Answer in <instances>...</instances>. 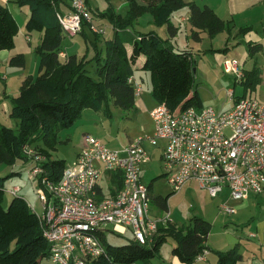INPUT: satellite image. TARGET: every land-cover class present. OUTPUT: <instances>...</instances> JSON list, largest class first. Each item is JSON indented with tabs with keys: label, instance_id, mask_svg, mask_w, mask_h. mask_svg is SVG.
<instances>
[{
	"label": "trees",
	"instance_id": "1",
	"mask_svg": "<svg viewBox=\"0 0 264 264\" xmlns=\"http://www.w3.org/2000/svg\"><path fill=\"white\" fill-rule=\"evenodd\" d=\"M17 1L21 6L30 8L27 31L43 33L40 44L35 48L40 60V73L36 77L29 75L23 81L20 93L11 98L10 118L17 121V129L0 121V164L13 166L19 160H29L24 147L31 146L41 132L47 146L31 147L46 155L48 160L43 163L45 175L54 181L61 179L67 164L64 159L53 158L50 151L57 144L60 130L72 127L85 109L108 111L110 100L124 109L135 106L134 86L129 78L134 75V65L140 56L146 57L142 69L150 73L152 95L157 103L166 104L173 112L189 107H204L196 89V60L191 52H176L167 45V40L153 31L142 33L136 39L122 34L134 25L139 16L150 12L156 22L167 25L174 36L178 29L172 24L171 18L187 5L194 39H201V30L208 31L210 36L230 31V21L220 18L208 6L202 8L194 2L186 4L183 0H143V4L127 0L125 14L113 10L97 13L101 18L109 19L114 28L113 37L105 39L103 56V48L98 47L104 33L94 32L89 23H83L80 33L88 38L87 30L93 32L92 41L97 50V64L92 73L88 65L93 59H88L86 55L60 56L65 30L58 13L62 12L61 6L65 0ZM84 1L93 14L94 9L89 0ZM18 32L19 26L14 15L8 6L0 3V51L15 46ZM131 41L132 52L129 54L126 44ZM250 51L255 54L264 51V47L260 43L252 44ZM9 63L17 67L25 66L24 54L12 56ZM240 82L245 91L256 90L261 83V70L254 68L247 71ZM242 97H246V94L235 97V100ZM7 178L0 176V264H41L43 259L50 258L51 244L44 236L39 214L24 197L17 194L7 208L4 206ZM114 182L117 188L122 187L123 177L120 173H114ZM153 182L149 185L151 189ZM174 193L166 197L158 196V205L168 211V200ZM211 227V223L200 216L192 217L187 226H178L169 221L160 224L154 240L146 244L133 238L128 244L114 245L108 243L104 234H101L106 251L86 264L150 262L160 253V246L168 237L175 241L173 256L183 264H195L196 257L204 249H210L207 242ZM215 252L217 264H239L243 258L239 244L230 250Z\"/></svg>",
	"mask_w": 264,
	"mask_h": 264
},
{
	"label": "built area",
	"instance_id": "2",
	"mask_svg": "<svg viewBox=\"0 0 264 264\" xmlns=\"http://www.w3.org/2000/svg\"><path fill=\"white\" fill-rule=\"evenodd\" d=\"M71 7L68 13H58L68 35L80 33L84 22L94 32H106L93 23L84 0H72ZM60 56L67 54L61 51ZM223 66L226 72L243 79L245 72L237 59L226 58ZM129 82L135 96H141L142 86L134 75ZM230 97L234 105L227 110L204 106L200 111L189 107L173 112L166 104L157 103L150 112L155 125L153 135L140 136L121 149H112L85 134L82 149L72 163L66 164L59 181L45 175L46 155L26 145L24 150L35 163L30 174L40 177L44 186L40 195L44 212L38 214L44 236L51 244L50 259L57 264H86L105 253L101 234L108 225L121 233L131 229L133 238L146 244L154 240L160 224L172 221L169 210L164 215H151L150 188L141 177L142 165L153 156L149 148L159 147V139L166 141L161 159L175 191L195 181L212 197L226 190L234 200L262 193L264 103L247 96L235 100L234 90H229L227 100ZM114 173L122 175L123 185L109 187L114 192L110 190L106 195L101 180ZM20 190L15 186L9 192L17 195ZM220 208L228 214L236 212L227 204ZM208 253L204 249L196 258L205 259Z\"/></svg>",
	"mask_w": 264,
	"mask_h": 264
},
{
	"label": "rangeland",
	"instance_id": "3",
	"mask_svg": "<svg viewBox=\"0 0 264 264\" xmlns=\"http://www.w3.org/2000/svg\"><path fill=\"white\" fill-rule=\"evenodd\" d=\"M89 4L93 10V23L97 27H103L106 32L102 34L99 47L103 48L102 56L104 55L105 39L112 36L114 28L109 19L101 18L97 13L113 10L116 13H125L127 6L125 0H89ZM64 11L63 6H61ZM162 24H158L155 17L150 12L139 16L133 26L125 30L122 34L141 35L150 31H157L162 37ZM165 26V25H164ZM190 24H182L181 31L183 36L178 39V43L174 42V50L179 51V47L183 48L185 42V33ZM164 29V28H163ZM166 29V27H165ZM38 35L40 32H33ZM88 38L82 33L74 36L68 35L65 32L62 49L67 56L77 54L81 57L87 56L88 59H93L88 68L94 73L97 61L95 59L97 50L93 32L87 30ZM24 35V32L21 33ZM21 39H23V37ZM34 42L35 39H34ZM212 40L206 38L201 48H210ZM27 43V42H26ZM250 44L252 41L242 39L240 43L236 40L229 46V58H235L240 62V68L249 70L257 64L264 68V53L256 52L253 56L249 53ZM213 47L218 48L217 41H213ZM219 52H210L207 54L199 53L196 55V62L199 68H196V89L200 92L202 102L205 106H211L214 109L227 110L234 105L233 97L227 100L229 90H234L235 96L253 97L264 103V79L256 87V90H247L242 83L239 82L237 74L234 72H226L224 66L220 64L218 59ZM197 66V65H196ZM37 73H35L36 75ZM136 80L142 86V95L136 100H143L145 106L136 105L131 109H124L117 106L113 100L109 101V110H94L91 108L85 109L81 117L76 123L70 127L60 130L58 141L55 148L50 149L53 158L66 160L67 164L72 163L80 149V142L83 140L84 134H91L98 138L103 144L112 149H121L135 139L144 135H153L154 121L151 117V110L157 105L156 100L152 95V83L150 73L146 70L136 71ZM198 111L201 108L197 107ZM1 122L9 127L17 129L18 124L14 119H0ZM38 137L32 141V147L44 146L45 139L39 132ZM159 147L154 151L155 156L147 163L142 165L141 177L143 181L150 185L154 180L153 199L151 206H157V197H166L168 194L175 191L174 186L169 183L168 177L163 176L167 173L166 166L161 159V152L166 144V141L159 139ZM32 162L29 160H19L17 162L19 173L10 174V165L2 164L0 166V176L6 179V193L4 206L7 208L14 198L8 192L11 184H17L21 187V192L18 196L28 199L31 206L39 214L44 212V202L40 195L43 194V184L40 177H33L30 169L27 171ZM7 170H2L5 168ZM109 178L104 177L101 184L104 187V193L109 195V191L114 180V174L110 176L112 182L109 183ZM112 192V191H111ZM218 197H212L209 192L201 188L197 182L191 181L187 183L181 190L175 193L168 200V208L171 218L179 224V226H187L194 216H200L208 220L212 227L208 237L209 245V264H216L218 256L215 251H227L240 246V251L243 255L241 264H247L249 261H258L264 264V191L260 194L251 193V195L243 200H234L230 197L228 190ZM113 193V192H112ZM233 206L235 213L228 214L222 211L221 205ZM251 232L256 233V237L251 235ZM104 236L108 243L114 245H124L132 241L133 235L131 229L125 233L115 231L112 225L105 227ZM175 241L172 237H168L160 246V253L151 260L152 264H172L173 261V246ZM141 264L145 262L141 261ZM207 262L199 261L197 264H206Z\"/></svg>",
	"mask_w": 264,
	"mask_h": 264
},
{
	"label": "crops",
	"instance_id": "4",
	"mask_svg": "<svg viewBox=\"0 0 264 264\" xmlns=\"http://www.w3.org/2000/svg\"><path fill=\"white\" fill-rule=\"evenodd\" d=\"M136 1L140 4H143V0H136ZM183 1L186 4L194 2L202 8L205 6L212 8L214 12L220 18H222L225 21H230V31L225 30L223 32H220L216 36H210L208 31L201 30L199 31L201 39L200 40L194 39L193 38L194 28L191 25L190 19H189L190 10H189V7L185 5L182 9L175 12L171 18L172 24L178 29L177 34L172 36L168 30L167 25L162 26V38L164 40H167V45L171 46L174 49V42L178 43V39L181 37V35L183 36V32L181 31V25L187 24V23L190 24V27L186 26L187 31L185 33L186 38H185V42L183 43V48L179 47L178 52L189 51L192 53V55L194 56L196 60V55L199 53L207 54V53L216 51L220 53L218 56V59L220 61V64L223 65L224 59L229 58L227 56L230 53L229 52L230 48L228 45H230L235 40L238 43H240V41L244 39L247 41H252L253 42L252 44L260 43L264 47V0H183ZM0 3L8 6V8L14 15L18 23V26H19V32L15 37V46L12 49H4L0 51V119L4 118V119L11 120L12 119L10 118V111L12 107L11 98L17 96L20 93L21 85L23 81L29 75L36 77L40 73V69H39L40 60H39V57L35 53V48L38 44H40L42 37H43V33L40 32L38 35H36L35 33H33L35 31H32V32L27 31L26 22L30 17V8L28 6H21L17 0H0ZM125 3L127 6V0H125ZM62 6L64 8V11L62 10L63 13L70 12L71 11V8H70L71 0H65L62 3ZM125 13H122V14H125ZM22 32H24L23 36L21 35ZM153 32L159 34L155 30H153ZM113 35H114V31H113L112 36H110V38H112ZM20 36H22L23 39H21ZM131 36L135 39L136 37H138V35L135 36V35L130 34L129 38H132ZM206 38H209L210 40H212L211 42L212 46L210 48H205L206 46H204V48H201ZM34 39L36 42H34ZM213 41H217L218 43L217 45H219L218 48L215 49V47H213L214 45ZM252 44L249 43V45H252ZM126 47H127L129 54H131L132 41L127 42ZM259 52L264 53V51H259ZM249 53L253 56L250 50H249ZM17 54H24L25 60H26L25 66L17 67V66L10 65L9 63L10 58ZM145 60H146L145 56H140L136 64L134 65V68L136 69L134 73L135 79H136V71L142 69L145 63ZM196 65H197L196 68L197 67L199 68L197 62H196ZM254 68H258L261 70V82H262L264 79V68H262L261 66H258L257 64H255L253 68L249 70H244V72L246 73L247 71H251ZM35 73L37 74L35 75ZM244 77H245V74H244ZM136 103L139 104V106H145L144 101L142 99L138 101L136 100ZM83 143H84V136H83V140L80 142L79 152L82 149ZM149 149L153 155L152 156L153 158L155 156L154 151L157 148L151 147ZM79 152L77 153V155L79 154ZM52 157L54 156L52 155ZM29 160L32 163L30 164L28 168L26 167L27 171L32 167L34 163V160L32 158H30ZM0 166H2V164H0ZM19 166L20 165H18L17 163L13 165L11 167V171H9L10 174L21 175V173H19V170H18ZM2 170L8 171V168L6 167L5 169H2ZM108 178H109L108 179L109 183L112 182V179L110 180V177ZM115 185L116 184L113 180L112 188ZM153 185H154V182H153ZM15 186H17V184H11L8 189L10 190L11 188ZM111 191L114 192V189H112ZM150 192H151V197L153 199L154 197L153 187L152 189L150 188ZM27 201L31 205L28 199ZM166 210L167 209H165L163 206L161 207L160 205L151 206V215L152 216L164 215ZM172 221L175 222L173 219ZM177 225L179 226V224ZM251 235L253 237H256L257 234L254 232H251ZM208 255L206 256L205 259L196 258L195 264H197V262L199 261L207 262L206 264H209L210 260L208 259ZM241 261L239 264H241ZM141 263L142 262H139L138 264H141ZM41 264H57V263H54L50 258H45L42 260ZM145 264H152V263L150 261V262H145ZM172 264H183V263H181L176 257H173ZM247 264H261V263H259L258 261L257 262L249 261Z\"/></svg>",
	"mask_w": 264,
	"mask_h": 264
},
{
	"label": "water",
	"instance_id": "5",
	"mask_svg": "<svg viewBox=\"0 0 264 264\" xmlns=\"http://www.w3.org/2000/svg\"><path fill=\"white\" fill-rule=\"evenodd\" d=\"M194 71L196 72V67H195Z\"/></svg>",
	"mask_w": 264,
	"mask_h": 264
}]
</instances>
